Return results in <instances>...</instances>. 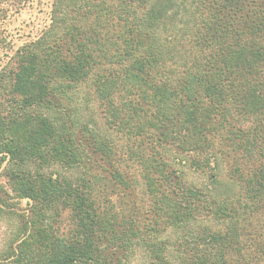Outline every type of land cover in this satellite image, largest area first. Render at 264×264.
I'll return each mask as SVG.
<instances>
[{
    "label": "trees",
    "instance_id": "16d2710c",
    "mask_svg": "<svg viewBox=\"0 0 264 264\" xmlns=\"http://www.w3.org/2000/svg\"><path fill=\"white\" fill-rule=\"evenodd\" d=\"M0 174V264H264V0H51Z\"/></svg>",
    "mask_w": 264,
    "mask_h": 264
},
{
    "label": "rangeland",
    "instance_id": "374dc122",
    "mask_svg": "<svg viewBox=\"0 0 264 264\" xmlns=\"http://www.w3.org/2000/svg\"><path fill=\"white\" fill-rule=\"evenodd\" d=\"M50 3L51 0H26L22 5H5L4 18L0 22V39L3 47L17 48L22 43L38 37L48 26ZM0 175V182L8 188L4 174ZM9 230V224L0 219V251L6 244Z\"/></svg>",
    "mask_w": 264,
    "mask_h": 264
}]
</instances>
